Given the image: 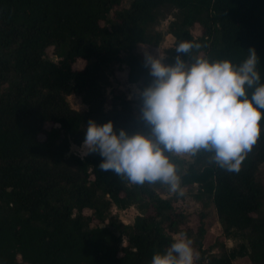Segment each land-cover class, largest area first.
<instances>
[{
	"label": "trees",
	"instance_id": "obj_1",
	"mask_svg": "<svg viewBox=\"0 0 264 264\" xmlns=\"http://www.w3.org/2000/svg\"><path fill=\"white\" fill-rule=\"evenodd\" d=\"M122 2L0 0V264H150L153 253L174 241L167 228L176 232L182 215L162 196L170 191L167 184H134L111 170L102 172L98 152L82 158L72 151L82 144L89 119H111L129 132L148 130L133 99H109L106 89L108 72L123 53L128 81L140 89L150 82L135 49L159 47L162 34L148 31L158 9L177 10L169 24L175 46L167 49L166 63L173 62L183 40L201 45L191 57L233 64L255 47L264 82V0H131L127 7ZM196 26L199 37L192 32ZM80 59L85 64L77 68ZM72 94L85 110L72 107ZM261 111V134L239 171L219 167L204 149L191 162L171 157L180 187L196 183V198L214 205L225 237L241 239L214 253L203 248V227L197 242L191 230H182L199 252L194 264H235L245 256L264 264V183L257 177L264 165ZM131 206L140 210L131 223L112 213Z\"/></svg>",
	"mask_w": 264,
	"mask_h": 264
},
{
	"label": "clouds",
	"instance_id": "obj_2",
	"mask_svg": "<svg viewBox=\"0 0 264 264\" xmlns=\"http://www.w3.org/2000/svg\"><path fill=\"white\" fill-rule=\"evenodd\" d=\"M200 47L191 40L179 42L171 63L165 62V56L145 51L143 63L151 80L136 94L140 119L148 130L129 132L116 128L111 119L103 123L89 119L81 157L98 152L102 172L111 170L134 184L159 181L180 195L183 189L173 154L204 149L219 167L239 171L261 134L260 56L249 47L239 64L191 57L192 49ZM191 245V239L181 234L166 250L153 253L150 264H194Z\"/></svg>",
	"mask_w": 264,
	"mask_h": 264
},
{
	"label": "rangeland",
	"instance_id": "obj_3",
	"mask_svg": "<svg viewBox=\"0 0 264 264\" xmlns=\"http://www.w3.org/2000/svg\"><path fill=\"white\" fill-rule=\"evenodd\" d=\"M131 0H123L122 7L129 6ZM177 10L171 6H165L157 10L156 22L150 24L148 31L151 34L161 33L163 38L158 48L152 46H144L140 44L136 47L135 51L144 59V52L149 51L153 54L165 56V62L170 60V52L167 49L175 46V37L171 32H169V24L174 20ZM109 26L112 27L115 22L113 12L109 15ZM194 36L199 37L201 35V28L196 26L192 29ZM48 55L54 56L53 47L48 49ZM126 53H123V60L119 64H115L111 72H108L109 84L106 89V95L110 99L114 94L124 95L130 99H133L134 110L136 113L139 112L140 105L136 101L139 97L136 94V90L140 89V85L137 83H131L128 81V65L124 58ZM85 61L80 59L75 64L77 68H82ZM68 100L72 107L78 110H85L87 106L84 104L82 99L77 95H70ZM53 124H47L46 128H50ZM40 138H44V135H40ZM72 151L79 154L81 152L80 145L72 146ZM184 157L188 162L193 161V153H182L179 154ZM259 180L264 183V165L260 167L257 174ZM183 189V194L180 195L176 192L162 193V196L169 198L173 204L174 210L181 213L182 217L179 219L178 229L176 232L171 231L169 228L167 230L174 236L178 238L181 234L186 235L181 232L182 230L189 229L193 235V240L197 242L198 232L203 227L205 233L201 239L203 248L214 253H220L223 246L227 248L235 247L239 242L240 238H227L223 233V227L219 221L216 209L214 205L207 199L198 200L195 196L198 190V185L196 183L189 184L181 187ZM86 212L90 213L89 210ZM112 213L115 217L119 218L123 223L133 222L135 216L140 213L137 206H131L124 210H118L113 208ZM192 246V245H191ZM194 250V262L199 254L196 246H192ZM235 264H252L250 259L245 257H239L235 260Z\"/></svg>",
	"mask_w": 264,
	"mask_h": 264
}]
</instances>
